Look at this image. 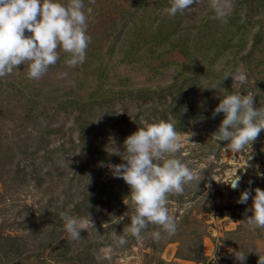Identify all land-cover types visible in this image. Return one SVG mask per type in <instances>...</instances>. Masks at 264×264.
Listing matches in <instances>:
<instances>
[{"label":"rangeland","instance_id":"rangeland-1","mask_svg":"<svg viewBox=\"0 0 264 264\" xmlns=\"http://www.w3.org/2000/svg\"><path fill=\"white\" fill-rule=\"evenodd\" d=\"M57 2L66 6L68 0ZM84 3L92 13L83 63L68 67L69 54L58 48L59 60L39 79L27 78L26 64L0 78V264H250L236 254H264V228L237 223L252 215L246 213L252 199L237 201L245 186L264 190V135L237 153L225 152L227 142L212 134L224 118L214 110L225 95L252 93L254 107H264V11L230 0L223 24L211 19L210 0L175 16L167 11L169 0ZM259 30L262 42L253 45ZM236 68L246 83L223 80ZM160 95L169 106L165 121L194 133L181 137L175 156L199 175L184 195H169L175 235L162 232L157 241L148 235L158 230L150 224L143 240L128 235L120 245L111 234L123 235L130 223L118 220L132 207L130 189L108 166L124 163L123 142L144 121H160ZM67 99L89 103L83 115L62 111ZM97 99L111 102L92 106ZM235 175L241 179L234 190ZM92 180L108 203L91 204L94 229L86 227L72 241L61 213L87 218L76 209L95 200Z\"/></svg>","mask_w":264,"mask_h":264},{"label":"clouds","instance_id":"clouds-1","mask_svg":"<svg viewBox=\"0 0 264 264\" xmlns=\"http://www.w3.org/2000/svg\"><path fill=\"white\" fill-rule=\"evenodd\" d=\"M90 2L94 3V0ZM196 2L169 0L167 11L172 16L183 14ZM210 7L213 11L211 19L228 23L230 0H210ZM91 13L90 7L85 11L84 0H68L66 6L57 0H0V78L26 64L27 78L39 79L59 60L58 48L69 54L65 60L68 67L83 63L91 42L87 35ZM228 78L233 84L247 82L246 74L239 68L226 71L223 80ZM216 87L213 84L210 89ZM254 100L252 93H233L220 99L214 115L222 113L224 118L212 134V139L227 142L225 152L245 151L264 131V107H254ZM191 135L194 133H181L173 123L160 120L158 123L144 121L142 127L125 139L124 163L108 166L113 176L122 179L130 189L128 198L132 207L118 218L123 221L127 217L130 223L124 226L123 235L115 230L111 234L118 244H125L128 235L138 241L143 240L142 233L150 224L157 226L158 230L148 235L157 241L161 239L162 232L168 236L176 234L178 221L170 214L169 195H184L185 186L199 175L196 169L189 167L190 161L183 162L175 156L181 148V137L190 139ZM240 179L235 175L229 183L232 189L238 188ZM254 192V196L248 190L241 193L237 202L246 204L251 196L252 206L246 209V213L251 212L252 215L245 214L244 219L237 223L245 227L264 228V190L256 188ZM183 207L190 208L191 203H185ZM61 218L64 230L72 241L80 240V233L86 227L94 229L89 214L87 218H78L62 212ZM245 256L237 253L236 259L242 262ZM258 264H264V256L259 257Z\"/></svg>","mask_w":264,"mask_h":264},{"label":"trees","instance_id":"trees-1","mask_svg":"<svg viewBox=\"0 0 264 264\" xmlns=\"http://www.w3.org/2000/svg\"><path fill=\"white\" fill-rule=\"evenodd\" d=\"M248 1L247 0H243V2L245 3L246 6H252L253 4H251V3H254V6H255L256 9H262L264 11V0H248ZM248 3H250V4H248ZM244 22H245V24L247 26H251L249 20L246 21V19H245ZM252 23H256V21H253ZM253 39H254L253 45L262 42V35H261L260 30L257 31L256 35L253 36ZM64 55H68V54L65 53ZM64 55H62V58H64ZM162 99H164V101L160 102V100L162 101ZM155 100L157 101V103H159V106H161L160 107V111L157 112V114H158L157 117H156L157 121L158 120H167V118L169 117L170 114L167 112V109H168L169 106L166 103L165 97L163 95L156 96ZM110 102L111 101L109 99H97V100L93 101L91 103V105L93 106V105L103 104V105H108L109 106ZM88 104L89 103H85V102H81V101L77 102L76 100L67 99L64 103H62V106L60 107V109L62 111H64V112H69L67 110H70V111L71 110H75L79 115H83L84 109L86 108V105H88ZM85 124H87V122H85ZM176 125H177V123H176ZM259 135L263 136L264 135V131H262ZM99 157L101 158V161L105 160V155L102 152H99ZM92 184H93L92 187L89 189L90 193L92 192V190L95 187L98 189V191L95 193V195H91V196H94L95 200H93L91 202L88 201V200L87 201L84 200V203H80L78 205L79 207H77L79 209H76V213L79 216L87 215L88 212H89V207L93 203H96L97 205H99V204H107L108 203V201H105L103 199V196L101 195L102 189L100 190L99 188H101V187L97 186L98 182L96 180H92ZM101 185L103 186V184H101ZM116 195L118 196L119 193L117 192ZM3 249L4 250H2V254H3V256L5 255L7 257V255L9 254L8 253L9 249H5V247ZM244 255H246L244 261L248 262L250 264H257L258 260H259V257L264 256V254H262L260 252H256L255 250L246 251V252H244Z\"/></svg>","mask_w":264,"mask_h":264},{"label":"built area","instance_id":"built-area-1","mask_svg":"<svg viewBox=\"0 0 264 264\" xmlns=\"http://www.w3.org/2000/svg\"><path fill=\"white\" fill-rule=\"evenodd\" d=\"M256 185H257V184L249 185V186H245V187H244V191H245V190H248V191L251 192V195L254 196V195H255L254 189L257 188Z\"/></svg>","mask_w":264,"mask_h":264}]
</instances>
